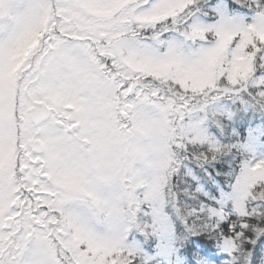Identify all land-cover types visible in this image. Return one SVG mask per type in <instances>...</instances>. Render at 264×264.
I'll return each instance as SVG.
<instances>
[{"label": "snow or ice", "instance_id": "obj_1", "mask_svg": "<svg viewBox=\"0 0 264 264\" xmlns=\"http://www.w3.org/2000/svg\"><path fill=\"white\" fill-rule=\"evenodd\" d=\"M0 264H264V0H0Z\"/></svg>", "mask_w": 264, "mask_h": 264}]
</instances>
